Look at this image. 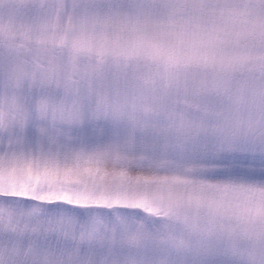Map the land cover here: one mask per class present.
I'll return each instance as SVG.
<instances>
[{
    "label": "snow or ice",
    "instance_id": "6c2138e0",
    "mask_svg": "<svg viewBox=\"0 0 264 264\" xmlns=\"http://www.w3.org/2000/svg\"><path fill=\"white\" fill-rule=\"evenodd\" d=\"M0 264H264V0L0 22Z\"/></svg>",
    "mask_w": 264,
    "mask_h": 264
},
{
    "label": "rangeland",
    "instance_id": "374dc122",
    "mask_svg": "<svg viewBox=\"0 0 264 264\" xmlns=\"http://www.w3.org/2000/svg\"><path fill=\"white\" fill-rule=\"evenodd\" d=\"M23 0H0V22L7 24L16 18L21 11Z\"/></svg>",
    "mask_w": 264,
    "mask_h": 264
}]
</instances>
